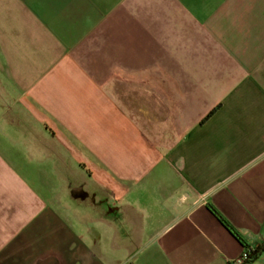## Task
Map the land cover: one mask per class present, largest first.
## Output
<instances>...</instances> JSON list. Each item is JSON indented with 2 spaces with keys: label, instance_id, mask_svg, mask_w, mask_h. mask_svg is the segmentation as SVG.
Instances as JSON below:
<instances>
[{
  "label": "crops",
  "instance_id": "0c3cea01",
  "mask_svg": "<svg viewBox=\"0 0 264 264\" xmlns=\"http://www.w3.org/2000/svg\"><path fill=\"white\" fill-rule=\"evenodd\" d=\"M0 143V264H232L211 206L264 243V0H0Z\"/></svg>",
  "mask_w": 264,
  "mask_h": 264
},
{
  "label": "trees",
  "instance_id": "16d2710c",
  "mask_svg": "<svg viewBox=\"0 0 264 264\" xmlns=\"http://www.w3.org/2000/svg\"><path fill=\"white\" fill-rule=\"evenodd\" d=\"M211 211L213 212V214L218 218V220L231 232V234L237 238V240H239V242H241V244H243V246H245L246 249L250 250L251 253V260L249 262H251L254 257L256 256V254L259 252V249L263 250L264 249V243L259 247V249H255V250H251L247 243L245 242V240L241 237V235L239 234V232L230 224V222L223 217L214 207H210ZM248 262V263H249Z\"/></svg>",
  "mask_w": 264,
  "mask_h": 264
},
{
  "label": "built area",
  "instance_id": "2783aa9c",
  "mask_svg": "<svg viewBox=\"0 0 264 264\" xmlns=\"http://www.w3.org/2000/svg\"><path fill=\"white\" fill-rule=\"evenodd\" d=\"M251 260V253L249 249H244L241 255L231 261L232 264H248Z\"/></svg>",
  "mask_w": 264,
  "mask_h": 264
},
{
  "label": "rangeland",
  "instance_id": "374dc122",
  "mask_svg": "<svg viewBox=\"0 0 264 264\" xmlns=\"http://www.w3.org/2000/svg\"><path fill=\"white\" fill-rule=\"evenodd\" d=\"M10 144H11V149H13V147H12V142H11ZM0 146H1V143H0ZM14 146H16V144H15ZM0 148H2V147H0Z\"/></svg>",
  "mask_w": 264,
  "mask_h": 264
}]
</instances>
